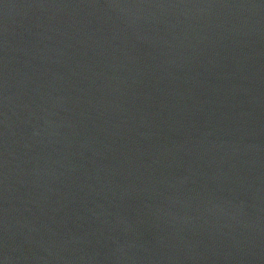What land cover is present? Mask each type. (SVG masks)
<instances>
[{"label": "water", "instance_id": "1", "mask_svg": "<svg viewBox=\"0 0 264 264\" xmlns=\"http://www.w3.org/2000/svg\"><path fill=\"white\" fill-rule=\"evenodd\" d=\"M0 264H264V0H0Z\"/></svg>", "mask_w": 264, "mask_h": 264}]
</instances>
